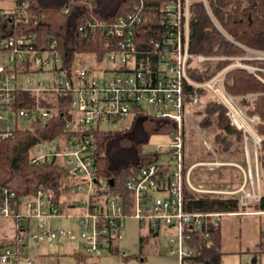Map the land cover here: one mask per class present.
Listing matches in <instances>:
<instances>
[{"label": "built area", "instance_id": "2783aa9c", "mask_svg": "<svg viewBox=\"0 0 264 264\" xmlns=\"http://www.w3.org/2000/svg\"><path fill=\"white\" fill-rule=\"evenodd\" d=\"M0 1L4 4L0 21L7 19L2 22L7 34L0 40V143L14 141L20 130L48 127L56 131L51 138L30 146L28 159L33 165L60 166L70 181L69 191L81 196L82 208L75 215L80 243L73 254L93 258L112 254L127 222L135 219L152 236L162 228L174 230L170 253L180 264H191L195 256L193 232L205 231L211 220L221 223L227 214L185 208L183 124L203 107L200 89L226 108V114L247 137L250 133L240 99L226 88L228 69L204 81L191 76L194 69L214 59L191 51L193 0H160L158 8L139 0L114 21L88 19L79 30L84 36L100 37L104 52L99 55L97 51L62 53L55 39L15 32L17 25L28 23V0ZM157 19L156 33L145 40V27ZM149 52L154 54L153 61L139 59ZM186 85L193 91L187 92ZM19 93H28V106ZM146 114L172 120L177 128L167 144H157L156 160L141 166L127 181L133 194L128 211L124 197L111 191L112 179L100 171L98 143L90 131L120 121L132 126L136 118ZM62 118H66L63 123ZM195 127L203 132L200 124L195 123ZM44 144L50 145L46 151ZM162 155L170 156L172 162L162 163ZM261 197L260 192L244 190L239 202L247 207ZM63 201L68 208L60 207L54 192L43 183L37 184L33 193L1 187L0 226L5 231L11 224L13 234L11 243L0 248V264H42L29 252L32 246L74 239L71 227L36 226L31 231L28 225L32 219L38 223L41 219L73 217L66 210L75 208L74 203L67 195L59 197V202ZM5 223L8 225L3 226Z\"/></svg>", "mask_w": 264, "mask_h": 264}, {"label": "trees", "instance_id": "16d2710c", "mask_svg": "<svg viewBox=\"0 0 264 264\" xmlns=\"http://www.w3.org/2000/svg\"><path fill=\"white\" fill-rule=\"evenodd\" d=\"M138 1L28 0L26 10L29 16L28 23L17 25L15 32L34 33L38 39L43 40L55 39L62 53L97 51L99 55L104 52L100 37L84 36L79 26H84L88 19L114 21L132 10ZM158 3L160 0H146L150 8H158ZM191 14V51L206 56L225 58L216 61L214 65L210 63L204 65L206 69L213 68L211 75L201 74V69H194L191 76L196 80H207L227 69L233 62L230 58L243 57L247 49L264 51V0H205V2L193 0ZM6 20H1L0 23ZM157 22L158 19L145 27L143 32L145 40L156 33ZM4 35L0 37V40ZM139 59L147 62L155 58L154 54L149 52L146 55H139ZM242 62L264 68V61L243 60ZM259 77L264 79V73L251 72L242 67L233 68L226 73V88L233 95L242 97L241 102L248 108L250 115L260 118L261 124L258 128L260 133L264 134V81ZM185 87L187 92L193 91L191 86ZM19 94L23 95L25 104L28 106V93ZM200 94L204 96L207 91L200 89ZM252 95L253 99L248 98ZM202 113L204 117L199 120L200 126L211 129L212 125L216 124L217 129L224 134L218 137L223 144L231 145L233 139L230 136H234L239 142L242 141V132L231 125L226 116V108L222 104L217 101H207L205 109L197 111L196 115L201 116ZM65 119H60V122L63 123ZM176 128V123L172 120L158 119L151 114H146L136 118L128 129L114 132L101 128L90 131L97 139L96 161L100 171L112 179L111 191L124 197L128 211H130L133 194L127 187V181L138 174L141 166L155 161L158 157L157 152L146 153V145L152 138H157L159 135L169 137ZM49 130L48 127L34 131L20 130L14 141L0 143V188H12L18 193H33L37 184L43 183L54 192L56 201L65 209L68 208V204L65 201L59 202L61 195L66 196L70 192V181L67 180L64 171L60 166L33 165L28 159L30 146L44 138H51L56 132ZM262 143L264 145V140ZM13 173L23 178L22 186L12 187L7 184L9 178L6 179V177L12 176ZM184 199L185 208L189 211L223 213L264 211V194L261 199L253 200L245 207L240 204L239 196H197L185 186ZM206 233L209 235L207 236ZM150 236L152 235L141 236V252ZM10 243L11 241L7 239L5 243L0 244V248ZM191 244L195 249L191 264H221L220 223L211 220L205 231L193 232ZM117 246L113 248V254H119ZM71 256L80 260L85 255L78 253Z\"/></svg>", "mask_w": 264, "mask_h": 264}, {"label": "rangeland", "instance_id": "374dc122", "mask_svg": "<svg viewBox=\"0 0 264 264\" xmlns=\"http://www.w3.org/2000/svg\"><path fill=\"white\" fill-rule=\"evenodd\" d=\"M204 1V0H203ZM9 2V1H8ZM7 1L5 3H8ZM205 2V1H204ZM4 4L0 1V7ZM264 51H255L247 49L243 57L237 56L230 58L233 62L228 66V70L242 67L250 70L251 72H263L264 68L258 65H247L244 64L243 60H257L264 61ZM214 59L208 62L212 65L216 61L222 60L211 56ZM220 57V56H219ZM201 71L205 74L211 75L213 73V68L206 69L202 67ZM263 77V76H262ZM262 77H259L264 81ZM240 99L241 107L248 117L247 121L249 124L248 137L246 136L245 130L239 128L236 124L233 123L231 118H229L231 125L237 128L242 132V141L239 142L234 136H230L231 145L227 146L219 140V136L224 134L221 130H218L215 125H212L211 129H208L205 126L203 127V132L200 133L195 127V123L199 124V120L203 119L204 113L201 116L195 115L190 121H186L183 124V132L185 135V150H184V162H185V174H186V186L197 196L203 195H212V196H239L246 191H256L257 193L264 194V145L262 141L264 140V134L260 133L259 125L261 124L260 118L256 115H250L248 108L245 107L241 100L242 97L237 96ZM248 98L253 99L254 96H248ZM203 107L201 110H204L206 107L207 101L215 102L216 99L212 94L207 93L202 97ZM103 130L106 131H118L128 129L131 126H127V123L113 122L105 123L102 126ZM50 131V130H49ZM160 137V135L158 136ZM152 138L150 142L145 147V152L152 154L159 152L157 148L158 143L167 144L169 137H160ZM50 147L49 144H44L43 148L46 151ZM229 147V148H227ZM160 161L165 164H170L172 158L170 156L162 155ZM9 178L7 184L12 187H20L23 184V178L15 173L12 176H7ZM66 197L65 195H62ZM67 198L72 201L75 205L73 209H67V213L73 215V217L68 218L64 216L62 218H50V219H41L36 223L35 219L29 220L28 225L30 230H35V227L38 226L39 229L45 228H68L71 227L75 231V238L72 240H66L62 243L54 242L53 244H48L46 242L40 243L38 246H32L29 249L31 255L34 258H37L41 261L42 264H92L95 263V260L99 258L87 257L88 261L84 263H77L71 255L77 249V246L80 243L79 233L80 228L78 226V218L75 215H78L81 211L82 205H79L81 196L79 193L69 192ZM26 221L23 222L25 224ZM5 223L3 226H7ZM10 228H6L5 231L2 226H0V244L5 243L7 239L13 234L12 225ZM141 229L142 234L147 233L145 229ZM174 230H167L162 228L157 237H151L150 242L147 243L143 250V255L147 258V264H159L156 262V258H153V255L158 253V249L165 251L168 255L170 254L169 248V239L172 237ZM6 239V240H5ZM159 243V246L153 242ZM137 246L138 252L140 247L138 246V241H134ZM115 256L116 254H107V256ZM90 258V259H89ZM144 257L141 258V260ZM120 260V257L117 258Z\"/></svg>", "mask_w": 264, "mask_h": 264}, {"label": "crops", "instance_id": "0c3cea01", "mask_svg": "<svg viewBox=\"0 0 264 264\" xmlns=\"http://www.w3.org/2000/svg\"><path fill=\"white\" fill-rule=\"evenodd\" d=\"M6 32L7 27L0 23V37ZM220 230L221 264H264V211L252 210L224 214L220 223ZM148 234L150 233L142 234L139 222L130 219L127 222L124 236L117 246L119 254L115 256L106 255L95 260V263L92 264H147L150 260L148 261L143 255V251L141 252L140 238ZM151 237L155 238V236H150L148 242H150ZM136 240L139 243V252L134 243ZM153 242L157 247L159 246L156 240ZM157 249L158 253L153 255V258H156L155 260L159 264H180L175 255L171 253L168 255L165 251ZM118 257L120 260L117 259ZM142 257L144 258L141 260ZM86 258L82 256L80 260L73 259L77 263H84V261H88Z\"/></svg>", "mask_w": 264, "mask_h": 264}, {"label": "water", "instance_id": "95a60500", "mask_svg": "<svg viewBox=\"0 0 264 264\" xmlns=\"http://www.w3.org/2000/svg\"><path fill=\"white\" fill-rule=\"evenodd\" d=\"M159 235V233L158 232H156L155 234H154V236H158Z\"/></svg>", "mask_w": 264, "mask_h": 264}]
</instances>
